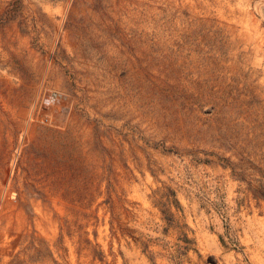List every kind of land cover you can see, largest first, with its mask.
I'll use <instances>...</instances> for the list:
<instances>
[{
	"label": "rangeland",
	"instance_id": "374dc122",
	"mask_svg": "<svg viewBox=\"0 0 264 264\" xmlns=\"http://www.w3.org/2000/svg\"><path fill=\"white\" fill-rule=\"evenodd\" d=\"M262 193L264 0H0V264H264Z\"/></svg>",
	"mask_w": 264,
	"mask_h": 264
},
{
	"label": "trees",
	"instance_id": "16d2710c",
	"mask_svg": "<svg viewBox=\"0 0 264 264\" xmlns=\"http://www.w3.org/2000/svg\"><path fill=\"white\" fill-rule=\"evenodd\" d=\"M262 194H264V193H262ZM261 197L264 198V195H261ZM176 203H177V201H176ZM169 217L173 218V216H171L170 214H169Z\"/></svg>",
	"mask_w": 264,
	"mask_h": 264
}]
</instances>
